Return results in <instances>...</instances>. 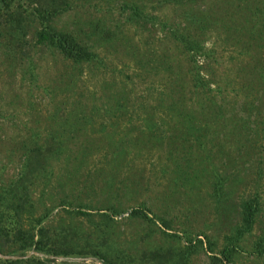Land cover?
<instances>
[{"label": "trees", "instance_id": "16d2710c", "mask_svg": "<svg viewBox=\"0 0 264 264\" xmlns=\"http://www.w3.org/2000/svg\"><path fill=\"white\" fill-rule=\"evenodd\" d=\"M154 1L169 4L170 14L177 18L176 21H169L166 17L144 10L149 0H121L117 7L122 11L125 22L145 21L152 26L158 24L163 34L176 41L178 52H185L186 55H170L166 51L150 55L149 50L146 53V47L142 51L143 55H112L122 64V59L128 57L132 61H127V64L133 66L131 72L141 78H149L145 89L147 95H152L154 103L146 105L149 110L142 116L143 122L138 129V134L142 136L140 141L157 142L166 138V144L172 145L169 148L188 155L181 157L184 162L176 164L180 183L195 179V168L193 165L189 167L191 162L187 161L186 164V160L193 157L192 153L199 150V146L209 157L223 159L211 162L213 167L205 171L209 188L206 194L215 201L223 202L234 194L235 183L245 181L249 187L240 192L234 201L238 220L235 226H231L229 234L225 235V242L219 249L220 255L209 253L208 257L211 262L230 264L237 239L254 225L257 232L250 243V251L264 257V223L260 217L262 197L258 187L264 176V155L260 151L261 142L264 141V0H200L204 1L203 4L194 3L196 0ZM70 2L0 0V41L3 43L0 52L6 53V65L19 67L21 75L32 77L34 63L23 54H26V49L33 50L39 46L58 54L63 63L62 72L67 73V76L72 70L77 73L84 66L113 71L116 67L106 61L105 55H98L95 47L103 40L101 36L110 39L117 32V26L110 28L104 22L99 24L98 19L83 20L72 29H55L49 24V19L63 11ZM93 9L92 13L98 12V8ZM30 21L34 26L31 39L28 40L25 39V31ZM207 30L213 35V41H219L220 46L233 47L229 55H219L216 47H213V41L209 45L204 43ZM87 37L91 41L86 40ZM118 44L117 37L112 45ZM241 53L246 55H239ZM226 58L230 60V71L225 67ZM19 59H26V63L20 65ZM219 67H223L222 70ZM155 71H159L164 78L158 86H154L153 82H156ZM117 75L109 72L107 79H102L103 87L107 83L112 88L105 97L115 103L146 101L147 95L142 99L131 97L129 90L124 89L125 83L119 85L121 79ZM130 76L125 72L122 78L127 81ZM59 83L69 88L67 77L60 78ZM153 90L155 92L152 94ZM161 106L164 114L158 120L152 109L158 110ZM163 118L171 122L164 123L167 121ZM64 122L58 123L57 127L49 126L47 134L42 138L30 131L20 141H14V144L10 141L13 148H20L21 158L13 177L0 180V253L20 257H0V264H92L86 258L102 264H186L187 252L203 248L204 241V247L208 251L212 250L211 241L205 235V240L184 235L186 247L175 249L174 253L169 247L157 245L139 247L135 253L129 249L124 250L121 245L115 248L116 253H112L110 245L106 244V236H100L97 241L91 238L89 241L86 234L81 243L74 240L76 232L71 229L65 233L67 238L59 229L56 233L51 232L46 222L49 205L46 206L40 197L32 199L31 184L52 155L68 150V143L72 141L67 140L58 127L64 130L72 121L64 118ZM226 162L234 168H226ZM221 166L224 169H220ZM60 183V197L55 195L56 191H52L50 196V199L56 196L57 202L66 201L63 198L69 196L71 190L81 191L86 187L83 184L79 190L74 188L77 183L69 186ZM65 204L82 207L81 202L67 201ZM88 206L84 204V207ZM108 209L117 212L114 206ZM66 211L90 215L88 211L80 209ZM223 212L225 210L220 213ZM105 214L101 213V216L112 220ZM128 218L153 223L140 207L131 208ZM162 225L168 226L163 222ZM112 240L116 241L114 238ZM58 256L65 258L56 260Z\"/></svg>", "mask_w": 264, "mask_h": 264}, {"label": "rangeland", "instance_id": "374dc122", "mask_svg": "<svg viewBox=\"0 0 264 264\" xmlns=\"http://www.w3.org/2000/svg\"><path fill=\"white\" fill-rule=\"evenodd\" d=\"M120 2L121 0H71L69 6L49 19V24L55 29H72L83 20L95 19L99 20V24L106 23L110 28L117 26V32L110 39L101 36L103 40L95 47L98 55H105L106 61L116 67L113 71L84 66L77 73L72 70L67 76V73L62 72L63 63L58 54L37 46L33 50L26 49V54L22 53L34 63V75L25 77L20 74L19 67L7 66L4 61L6 53L0 52V180L12 178L19 166L20 148H13L12 143L20 141L30 131L42 138L47 134L49 126L57 127L58 123L67 118L72 121L71 124L64 130L58 127V130L67 140L72 141L67 142L68 150L52 155L44 165L42 175H38L31 184L32 199L40 197L46 206L49 205L46 222L51 232L56 233L59 229L67 238L65 233L71 229L76 232L74 240L81 243L86 234L89 241L91 238L97 241L100 236H106V244L110 245L112 253H116L115 248L121 245L124 250L129 249L134 253L139 247L146 248L148 245L169 247L174 253L175 249L186 247L187 240L184 235L200 237L202 240H205V235L211 241L212 250L208 251L204 247V241L203 248L198 247L187 252L185 263L221 264L219 261L211 262L208 254L220 255L219 249L225 242V235L229 234L231 226H235L238 220L234 201L240 192L249 187L248 183H235V192L231 197L223 202L215 201L206 194L209 188L205 171L213 167L211 162L223 159L209 157L199 146L201 152L194 151L193 157L186 160V164L187 161L191 162L189 167L193 165L195 168V179L180 183L176 164L188 155L169 148L172 145L166 144L165 137V140L157 142L140 141L142 136L138 134V129L143 122L142 116L154 103L152 95H147L148 91L145 89L149 78L134 75L131 72L133 66L127 64V61L132 62L128 57L122 59V64L112 55H143L145 47L146 53L149 50L150 55L165 51L170 55L186 53L178 52L176 41L163 34L158 29V24L152 26L145 21L125 22L122 11L117 7ZM194 3L203 4L204 1L196 0ZM155 4L158 3L149 0L144 10L166 17L169 21H176L177 18L170 14L169 4ZM93 8H98V12L92 13ZM33 26L34 23L30 21L25 31V39H31ZM117 37L119 44L112 45ZM203 39L209 45L214 37L207 30ZM86 40L90 39L87 37ZM218 42H212L218 54L225 57L229 55L233 47L220 46ZM1 45L3 43L0 41ZM19 62L23 65L26 59H19ZM221 65L224 66V62ZM229 65L230 60L226 58L225 67L228 69ZM222 68L219 67L220 70ZM109 72L118 73L117 77L121 79L119 85L124 82V89L129 90L131 97L142 99L147 95L146 101L111 102L105 95L112 88L107 83L102 86V79H107ZM125 72L131 75L127 81L122 78ZM154 76V86H158L159 82L162 84L164 78L160 72L155 71ZM65 77L69 88L59 83L60 78ZM156 109L152 110L159 120L164 114V108ZM163 119L167 121L164 123L171 122ZM261 143L260 151L264 155V141ZM203 145L205 144H201ZM225 165L228 169L234 168L228 162ZM220 169H224L223 166ZM260 182V217L264 223V176ZM59 183L62 186L77 183L74 188L79 190L83 184L86 187L81 191L71 190V194L63 198L66 201L57 202L56 196L60 197L61 194L58 190ZM52 191H56V196L50 199ZM67 201L81 202L82 207L66 205ZM84 204H88V208ZM110 206L116 207L117 212H111L108 209ZM135 207L142 208L153 223L128 218V212ZM66 209H80L88 211L90 215L67 212ZM223 210L225 212L220 213ZM101 213H106L112 220L105 219ZM162 222L168 226H163ZM256 232L254 225L237 239L230 264H264V257L256 256L250 251V243ZM85 260L92 264H102L91 258Z\"/></svg>", "mask_w": 264, "mask_h": 264}, {"label": "water", "instance_id": "95a60500", "mask_svg": "<svg viewBox=\"0 0 264 264\" xmlns=\"http://www.w3.org/2000/svg\"><path fill=\"white\" fill-rule=\"evenodd\" d=\"M0 257H2V258H17V257H20V256H18V255H12V254H3V253H0ZM62 258H65V257H61V256L59 257V259H62ZM77 259H81V258H77Z\"/></svg>", "mask_w": 264, "mask_h": 264}]
</instances>
